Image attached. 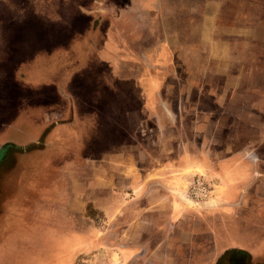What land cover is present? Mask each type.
<instances>
[{
  "label": "rangeland",
  "instance_id": "374dc122",
  "mask_svg": "<svg viewBox=\"0 0 264 264\" xmlns=\"http://www.w3.org/2000/svg\"><path fill=\"white\" fill-rule=\"evenodd\" d=\"M97 1L91 8L102 16L91 15L85 20V0H0V43L10 42L7 60L0 62V81L5 83L0 84V149L8 147L0 161V177L18 170L19 157H32L33 153L44 157L43 151H48L53 141L64 147L76 145L83 137L113 129L115 115L108 112L128 106L129 99L117 95L131 90V79L120 76L128 75L129 68L120 73L115 45L107 42L112 19L120 24L115 26L121 31L117 41L127 49L131 37L136 45L137 55L122 51L136 59L130 66L132 73L146 61V53H151L152 62L161 59V51L151 50L162 38L160 28H155L156 35H140L138 20L129 9L131 1ZM191 1H196L191 3L195 17L185 19V32L169 53L171 59L179 57L185 65L179 62V66H171L170 71L179 74L180 80L169 76L164 87L169 93L163 100L172 108L200 107L202 118L199 130L180 131L179 139L189 143L193 152L209 157H227L243 150L245 157H264V0H201V5L198 0ZM168 6L173 12L186 13L190 8ZM188 22L194 26L189 27ZM18 25L23 31L15 36L9 29ZM147 41L153 43L145 49ZM193 47L195 51L190 50ZM141 103L143 99L138 98V105ZM73 119L84 121L86 136L72 130ZM167 148L172 154L181 150L178 146ZM205 177L213 191L217 189L214 178ZM25 201L23 197L19 210H8L7 230L18 234L25 230L20 235L26 239L8 241L11 233L0 234V239L7 240L1 245L5 252L0 254V264H34L40 259L38 251L52 248L54 236L44 230V223L34 230L28 226L31 218L23 207ZM18 215L22 220L15 224ZM75 220L81 224L78 217ZM83 223L85 234L90 231L96 239L103 233L105 245L112 248L114 227L101 213L89 206ZM247 239L245 231L237 230L227 234V241L220 245L257 246L258 240ZM107 248L96 246L85 257L75 259V264H112L114 258L105 256ZM230 258L225 254L216 264H231ZM238 259L245 264L250 261L241 256Z\"/></svg>",
  "mask_w": 264,
  "mask_h": 264
},
{
  "label": "crops",
  "instance_id": "0c3cea01",
  "mask_svg": "<svg viewBox=\"0 0 264 264\" xmlns=\"http://www.w3.org/2000/svg\"><path fill=\"white\" fill-rule=\"evenodd\" d=\"M125 1H131L129 9L138 20L140 35H156L155 28H160L162 38L151 50L161 51V59L152 62L151 53H146V61L132 73L130 66L136 59L122 54L124 43L116 37L121 31L115 27L119 22L110 21L112 32L107 42L115 45L120 73L124 67L129 68L128 75L120 76L131 79V90L117 95L129 99L128 106L108 112L115 115L113 129L102 126L98 134L65 147L55 139L50 149L43 151L44 157L36 153L19 157L18 170L0 177V234L9 232L8 210L19 208L25 197L27 206L22 205L31 218L28 226L34 230L44 223V230L54 236L52 248L38 251L40 259L34 264H75V259L85 257L96 246L108 247L105 237L101 238L103 233L96 239L90 231L85 234L83 220L89 206L114 227L112 248L105 249V256L114 258L112 264H216L225 254L231 257V264H245V260L238 259L240 256L249 258L248 264H264V157H245L244 150L227 157L193 152L189 143L179 139V133L188 128L194 132L200 129V107L172 108L163 100L169 91L164 89L169 76L180 80L179 74L170 71L171 66L185 65L179 57L171 59L169 53L177 37L185 32V19L195 17V5L191 3L196 1ZM93 3L98 1L85 0V20L91 15L102 16L98 9L91 8ZM169 3L190 8L186 13L168 11ZM197 3L201 5V0ZM188 26L194 24L188 22ZM9 31L16 36L23 30L18 25ZM127 41L130 47L125 51L137 55L134 40L129 37ZM151 43L145 42V49ZM9 47L10 42L0 43L1 63L6 62ZM138 98L143 104L138 105ZM70 121L73 131H83L86 136L84 121ZM78 123L82 124L80 129L75 128ZM168 145L181 150L172 154ZM195 175L212 177L218 183L214 196L203 203L191 200L185 191ZM17 217L15 224L22 220L20 215ZM237 230L246 232V241L258 240L257 246L220 245L227 241V234ZM24 232L11 231V238L7 235L6 239L23 241L26 238L20 234ZM6 239H0L2 255L5 251L1 245ZM36 253L33 251L35 259Z\"/></svg>",
  "mask_w": 264,
  "mask_h": 264
},
{
  "label": "built area",
  "instance_id": "2783aa9c",
  "mask_svg": "<svg viewBox=\"0 0 264 264\" xmlns=\"http://www.w3.org/2000/svg\"><path fill=\"white\" fill-rule=\"evenodd\" d=\"M212 192L213 187L204 175L192 176L186 189L187 196L197 203L210 199Z\"/></svg>",
  "mask_w": 264,
  "mask_h": 264
},
{
  "label": "water",
  "instance_id": "95a60500",
  "mask_svg": "<svg viewBox=\"0 0 264 264\" xmlns=\"http://www.w3.org/2000/svg\"><path fill=\"white\" fill-rule=\"evenodd\" d=\"M6 149H7V147H5L2 150H0V161H1L2 157H3L4 152H5Z\"/></svg>",
  "mask_w": 264,
  "mask_h": 264
}]
</instances>
